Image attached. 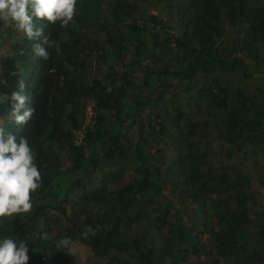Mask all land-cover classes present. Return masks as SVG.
Wrapping results in <instances>:
<instances>
[{"label": "trees", "instance_id": "1", "mask_svg": "<svg viewBox=\"0 0 264 264\" xmlns=\"http://www.w3.org/2000/svg\"><path fill=\"white\" fill-rule=\"evenodd\" d=\"M164 1L183 28V37L169 34L160 41L155 28L160 26L161 22L156 16L142 22L136 19L120 24L108 43L98 49V59L105 66V71L91 84L78 82L80 71L76 46L64 39L66 32L58 30L60 22L55 25L46 21L37 23L38 27L43 28L45 35L50 33V39L56 40L60 45V54L50 48L48 51L51 58L48 61L34 57L32 45L39 41L23 37L18 55L1 61L0 79H6L8 86L0 85V94L10 96L12 91L17 90L18 81L24 80L27 106L35 109L34 115L25 125H17L10 120L4 121L6 132L16 135L17 142L21 136H26L29 141L41 172L40 197L43 204L36 206L24 220L16 219L2 223L0 221V239L7 237L14 239L18 244L25 242L29 247V263L46 264L51 260L54 264H75L67 249L57 247L65 238H70L71 241L80 239L91 248L100 261L117 253H129L136 258L137 264H165L168 253H182L183 250L178 252L176 247H183L190 242L184 230H174L172 238L167 240L163 237L162 254L145 250L134 239L136 232L132 229L134 223L150 219V211L141 210L135 213L133 218H125L96 199V196L98 199L105 196L107 189L104 187L100 194L96 190H90L81 181L68 187L71 181L74 182L78 172L87 170L91 165L97 167L99 155L102 153L109 158H130L136 180L123 192L127 215H130L140 202L154 196L163 203L168 216L181 227L185 224L182 211L164 193L162 172L155 168L156 154L145 135L146 126L141 110L156 100L130 102L119 94L118 63L138 67L146 61L150 62L151 64L141 68L142 84L150 90H162L159 97H163L171 83L196 81L201 74L210 71L248 76L249 66L244 56L232 53L225 57L224 51L216 45V23L224 14L230 25L246 31L249 40L263 41L264 2ZM127 7L128 5L124 6V11H127ZM76 11L79 18L86 21L102 15L104 6L101 0H77ZM6 37L7 31L0 27V44ZM159 47L162 54L157 52ZM161 59L173 62L174 66L156 65ZM125 81L129 87H136L130 80ZM260 93L262 97L253 117L248 120L246 116L251 112L249 99L241 90L229 91L222 83L215 82L205 97L220 114L225 131H242L264 152V85L260 87ZM78 98L91 99L94 107L90 123L84 130L81 141L76 143L71 130L67 132L66 129L69 127V121L74 119L69 110L70 104ZM9 107L10 105L0 104L2 118L7 116ZM181 119V112L176 113V120ZM134 121L138 122V132L135 135L131 133ZM148 121L151 138H160L162 129L151 119ZM76 126L80 127V123ZM122 139L128 146L123 145ZM61 150L67 152L71 161V167L66 172L60 163ZM176 171H179V167ZM179 177H185L183 172L179 173ZM241 189L237 181L226 177L213 191L218 195L224 192L229 199H234L232 194H238ZM179 192L184 200L191 203L203 202L199 195L185 188H181ZM238 195L239 206L231 210L232 224H228L230 228L228 229L226 224L227 226H221L214 232L215 247L218 251L237 256L254 250V255H261L258 256L260 264H264V210L256 208L251 194ZM72 196L75 202L72 211L68 212L67 202ZM47 209L53 210L67 224H57L54 229L52 227L55 221L48 218L44 225L47 229L41 231L40 218ZM157 219L164 223L167 217L159 214ZM168 225L171 226L170 223ZM88 226H91L93 231L85 236Z\"/></svg>", "mask_w": 264, "mask_h": 264}, {"label": "rangeland", "instance_id": "2", "mask_svg": "<svg viewBox=\"0 0 264 264\" xmlns=\"http://www.w3.org/2000/svg\"><path fill=\"white\" fill-rule=\"evenodd\" d=\"M260 1L264 2V0ZM101 2L104 6L102 15L82 21L76 11L73 21L67 27H61L59 23L58 30L66 32L64 39L76 46L80 71L78 82L81 84H91L93 80L101 77L105 66L98 59V49L108 43L120 24L124 22L136 19L142 22L151 16H156L161 22V25L155 28L160 41L169 34L183 37V28L177 17L170 13L164 0H101ZM127 5V11H124V6ZM5 30L7 37L0 44V64L4 58L18 55L21 40L26 37L14 27ZM216 30V45L224 51L225 57L232 53L244 56L249 66L248 76L210 71L201 74L196 81L171 83L163 97H159L162 90H150L142 84L141 68L151 64L150 62L146 61L138 67L118 63L120 81L117 92L119 94L130 102L156 100L142 107L141 110L142 120L146 126L145 135L156 154L155 168L162 172L161 183L164 193L182 211L185 224L181 227L177 221L168 216L163 203L154 196L145 202H140L137 208L127 215L123 192L136 180L134 165L130 158H109L102 153L99 155L97 167L91 165L87 170L78 172L73 179L74 182L71 181L68 186L71 187L81 181L90 190H96L99 194L104 187L107 189L105 196L102 199L96 196V199L106 208L124 215L125 218L131 216L133 218L134 214L141 210L150 211L151 218L149 215L150 219L134 223L132 230L136 232L134 239L145 250H154V254H162L164 236L168 240L173 237L174 230H184L190 242L186 245L182 244L183 247H176L178 252L183 250L182 253L173 251V254L168 253L165 264H260L261 262L258 258L261 255H254V250L237 256L218 251L215 247L214 232L221 226L232 224L230 215L232 208L239 206L238 194H251L250 197L254 199L256 208L264 210V152L242 131L236 133L225 131L220 114L208 102L205 94L215 82L222 83L229 91L241 90L249 99L251 108L246 119L252 118L262 97L260 87L264 85V40L259 42L249 40L246 31L230 25L224 14L216 23ZM161 50L159 47L157 52L162 54ZM156 65L174 66L173 62L164 59L158 61ZM125 80H130L136 84V87H129ZM0 97L3 96L0 94ZM93 107V101L86 98H78L70 104L69 110L74 119L69 121L66 131L71 130L76 143L81 141L84 130L90 123ZM178 112L182 114L181 121L176 120ZM149 119L162 129L161 137L156 140L150 136ZM0 123L6 125L3 119H0ZM78 123L80 127L76 126ZM137 132L138 122L134 121L131 133L135 135ZM122 143L128 146L123 139ZM61 151L60 163L66 172L71 167V161L67 152ZM178 167L179 171H176ZM180 172H183L184 178L179 177ZM226 177L237 181L242 188L238 194H232L234 199H229L224 192L218 195L213 191L222 181L224 182ZM181 188L199 195L203 202L197 204L184 200L179 192ZM74 202L72 196L67 202L68 212L72 211ZM32 204V210L43 204L40 189L32 194ZM29 213L3 218L0 221L2 223L16 219L24 220ZM159 214L167 217L164 223L157 219ZM48 218L55 221L52 227L54 229L57 224L63 226L67 224L57 213L47 209L40 218L41 231L47 229L44 225ZM70 247L72 248L70 258L75 264H137L136 258L129 253H117L100 261L91 248L77 238L71 241ZM46 264L54 263L50 260Z\"/></svg>", "mask_w": 264, "mask_h": 264}, {"label": "clouds", "instance_id": "3", "mask_svg": "<svg viewBox=\"0 0 264 264\" xmlns=\"http://www.w3.org/2000/svg\"><path fill=\"white\" fill-rule=\"evenodd\" d=\"M76 4L77 0H0V27H14L29 40H38L32 45V53L48 61L51 58L48 49L54 48L60 54V45L50 39V33L45 35L37 23L46 21L55 25L60 22L61 27H67L76 14ZM0 85L7 87L8 81L0 79ZM25 88L24 80H20L10 96L0 97V103L10 105L7 116L0 119L14 121L17 125L28 123L35 109L27 106ZM41 186V172L27 137L21 136L17 142L16 135L6 132L4 124L0 123V219L31 212L32 194ZM92 231L88 226L84 235ZM70 245L71 239L65 238L57 247L71 253ZM29 260V247L25 242L18 244L12 238L0 239V264H29Z\"/></svg>", "mask_w": 264, "mask_h": 264}]
</instances>
